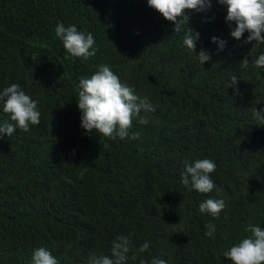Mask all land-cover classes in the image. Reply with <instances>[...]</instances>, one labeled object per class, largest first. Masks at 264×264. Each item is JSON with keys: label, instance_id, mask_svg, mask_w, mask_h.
<instances>
[{"label": "trees", "instance_id": "1", "mask_svg": "<svg viewBox=\"0 0 264 264\" xmlns=\"http://www.w3.org/2000/svg\"><path fill=\"white\" fill-rule=\"evenodd\" d=\"M226 14L211 0L174 32L147 0H0V92L20 85L41 113L28 132L0 139V264H32L41 247L58 264H89L111 257L120 235L132 245L127 264H232L224 252L251 235L249 224L264 229V121L254 118L264 111L255 67L264 44L232 38ZM59 23L91 33L96 55L71 57ZM190 29L195 52L184 45ZM103 64L156 109L123 140L81 127L79 81ZM3 104L0 125L15 124ZM202 159L216 165L208 194L181 183L185 162ZM208 198L225 202L217 217L199 211Z\"/></svg>", "mask_w": 264, "mask_h": 264}, {"label": "clouds", "instance_id": "2", "mask_svg": "<svg viewBox=\"0 0 264 264\" xmlns=\"http://www.w3.org/2000/svg\"><path fill=\"white\" fill-rule=\"evenodd\" d=\"M218 3L227 8L224 19L230 28L232 38L240 41L247 32L244 44L257 47L264 44V0H218ZM147 4L166 20L173 22L174 32L180 31L181 22L183 19L188 20L189 12L206 11L211 8V0H147ZM55 34L63 42L64 49L71 57L88 60L96 55L98 49L91 33L78 31L75 25L65 27L63 23H59L55 28ZM198 39L199 34L190 29L184 38V45L195 52ZM212 40L218 42L221 50L226 44L225 41H217L216 37ZM198 57L201 64L210 59L208 52L203 49ZM240 63L242 68L248 67L246 57ZM96 67L99 70L91 78H81L78 85L77 107L81 112V127L89 134L95 131L109 139L118 136L123 140L129 136L134 118L140 124H148L147 117L141 113L154 112L155 106L146 97L138 96L134 88L121 83L120 78L108 65ZM255 67L264 68V53L255 60ZM236 81L237 79L233 78L232 84ZM0 100L4 102L3 112L10 114L11 121L15 122V124L4 122L0 125V139H3V134L10 137L16 128L28 132L30 126L39 125L41 113L37 109L38 101L25 94L20 85L14 83L6 87L0 92ZM254 118L264 121V111L255 109ZM131 138L138 139L139 133H132ZM215 169V163L209 159L185 162L181 183L185 187L190 186L189 190L194 189L201 194L211 193L216 188L210 177ZM225 206L223 199L208 198L199 205V211L217 217ZM206 228L208 231L205 234L212 237L215 225H206ZM245 231L251 235L233 244L224 252V256L230 259L232 264H264V229L249 224ZM148 248L149 244L146 242L138 251L143 253ZM131 250L129 238L120 235L112 242L111 257L92 255L89 264H127ZM131 259L135 260L136 256L133 255ZM32 264H58V261L49 250L41 247L34 251ZM152 264H166V261L154 259Z\"/></svg>", "mask_w": 264, "mask_h": 264}]
</instances>
